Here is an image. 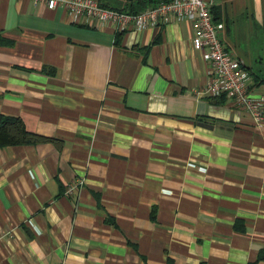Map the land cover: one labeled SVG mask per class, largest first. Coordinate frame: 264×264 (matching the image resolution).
Wrapping results in <instances>:
<instances>
[{
	"label": "crops",
	"instance_id": "0c3cea01",
	"mask_svg": "<svg viewBox=\"0 0 264 264\" xmlns=\"http://www.w3.org/2000/svg\"><path fill=\"white\" fill-rule=\"evenodd\" d=\"M211 14L251 82L263 76L264 0H212ZM0 34V114L50 138L0 146V264L256 260L264 118L196 94L209 64L188 19L114 31L0 0Z\"/></svg>",
	"mask_w": 264,
	"mask_h": 264
},
{
	"label": "built area",
	"instance_id": "2783aa9c",
	"mask_svg": "<svg viewBox=\"0 0 264 264\" xmlns=\"http://www.w3.org/2000/svg\"><path fill=\"white\" fill-rule=\"evenodd\" d=\"M42 1L47 8L60 4L71 21L78 22L83 18L100 26L110 25L114 31L159 26L170 19H188L192 25L191 42L200 46L202 57L209 64L208 80L195 90L196 94L224 95L235 107L248 111L256 120L264 118V96H250L251 74L219 37L223 24L212 18V0H165L135 12L102 6L97 0ZM76 183L70 180L64 193H69Z\"/></svg>",
	"mask_w": 264,
	"mask_h": 264
},
{
	"label": "trees",
	"instance_id": "16d2710c",
	"mask_svg": "<svg viewBox=\"0 0 264 264\" xmlns=\"http://www.w3.org/2000/svg\"><path fill=\"white\" fill-rule=\"evenodd\" d=\"M159 1L160 0H130L127 7L117 9H127L131 12H135ZM98 3L102 6H105L99 1ZM10 42L11 40L0 34V44H10ZM260 83H264V75L262 76L256 73L252 74V82L250 86L256 84L258 85ZM219 96L225 97L224 95ZM48 139L50 138L44 137L41 134L26 129L19 116L0 114V146L20 143H35ZM259 260H264V247H262L258 252L256 260L249 262L248 264H258Z\"/></svg>",
	"mask_w": 264,
	"mask_h": 264
}]
</instances>
